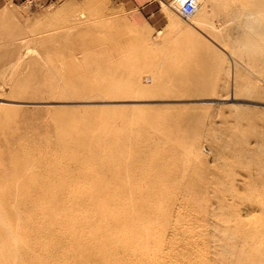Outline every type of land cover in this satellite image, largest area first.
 Returning <instances> with one entry per match:
<instances>
[{
    "label": "rangeland",
    "instance_id": "374dc122",
    "mask_svg": "<svg viewBox=\"0 0 264 264\" xmlns=\"http://www.w3.org/2000/svg\"><path fill=\"white\" fill-rule=\"evenodd\" d=\"M252 1H209L193 23L176 13L171 6L176 0L140 5L0 0V259L5 264L1 253L22 247L31 258L22 263L12 257V264H73L69 251L64 260L48 261L47 251L32 245L36 232H21L27 218L21 211L38 206V200L47 205L52 196L62 204L60 212L94 218L91 209L77 213L64 205L91 182L71 170L94 167L93 147L60 150L66 137L102 144L121 140L130 159L140 153V142L163 138L162 146L147 149L143 157L150 160L146 163L164 160L162 172L169 176L157 181L176 183L153 202L149 223L130 228L154 238L146 250L137 247L146 253L138 254L141 264H200L204 253L198 249L213 253L211 242L199 241L204 229L225 217L264 219V206L252 200L264 195V24L253 36L252 54L239 35H220L227 6L247 8ZM65 166L67 174H59ZM146 166L151 168H140ZM155 177L113 178L109 195L118 186L113 182L143 189ZM99 229L91 228L90 236ZM103 229L120 232L110 224ZM72 230L56 228L60 235ZM159 237L162 251L156 249ZM106 247L110 259L95 252L93 260L133 264L122 245ZM214 264L222 261L216 258Z\"/></svg>",
    "mask_w": 264,
    "mask_h": 264
},
{
    "label": "bare ground",
    "instance_id": "6f19581e",
    "mask_svg": "<svg viewBox=\"0 0 264 264\" xmlns=\"http://www.w3.org/2000/svg\"><path fill=\"white\" fill-rule=\"evenodd\" d=\"M209 1L212 2L213 0H198L195 12L187 19H192L193 23H197L198 20L195 16L200 11L209 7ZM250 3L247 8H244V6L240 7V5L235 3L227 6L228 14H226V18H223L221 23L224 27H222L220 35L223 36L224 34L229 37L231 31L232 34L237 35L236 37L240 36L244 38L246 40L245 51L250 50L252 54L253 36L259 33L260 28L264 24V0H255ZM171 6L174 8L176 4ZM227 24L231 25L226 26ZM189 72H191V69ZM185 81L187 82V80ZM164 143L163 138L142 141L139 143L142 149L138 147L140 153L136 152L137 154L130 159L124 155L125 150L121 149L124 142L118 139L102 144L101 139L88 140L85 137L63 138L58 143L60 150L73 151L77 148L87 149L93 147L89 151V158L92 164H94L92 170L78 166H76L75 170H71V173L75 172L83 177L87 176V179L91 180L89 188L85 189L83 187L80 194L74 200L64 205H72V209L78 210L77 213L82 209H91L94 218L91 217L83 220L69 216L68 213L70 211L60 212L62 204L59 203L56 196H52L48 199L47 205L43 204V200H38V206L32 205L21 211L27 217L26 221L21 225V232L26 233L32 229L36 232V241H32V245L37 244L35 246H39L41 250L47 251L48 261L51 259L58 260V258L64 260L65 252L69 251L71 256L74 254L72 259L73 264L95 263L99 261L98 259L93 260L94 256L98 253L102 254L98 257L110 259L111 256L107 250L110 247L106 246L118 243L123 246V250L128 253L129 257H133V264H141L142 262L139 263L137 259L138 254L146 255V253L137 247H140L139 244H141L146 250L149 241L154 240V238L149 232H137V230H131L130 228H135L137 224L149 223L154 209L153 202L158 195H166L167 190L176 183L165 182L163 179L157 181L159 177L169 176L163 174L165 172H162L164 171L162 163L164 160H152V163H146L150 160L143 157L147 149L162 146ZM105 148L106 150L109 149L108 153L103 152ZM114 152L116 153L114 154ZM73 153L72 156L75 155L77 161L83 159L82 154L75 151ZM148 164L151 168L147 166L146 168H140L142 165ZM61 169L64 172H60L59 174H67L69 171V169L66 170V166ZM104 169L107 172H104ZM57 171L58 169L55 168L54 172ZM135 177H155L156 179H150L147 187L143 189L133 185L122 184L121 181H117L118 183L113 182V184H117L118 186L111 190L110 195L112 196L109 195L110 189H108V185L110 181L122 180L124 178L134 179ZM113 178L116 180H113ZM162 182H165L163 183V187H161ZM53 191L54 193L57 192V190ZM108 196L110 197L108 198ZM163 198L165 196H162ZM252 200L255 204L261 207L264 206L263 194L253 196ZM112 208H116V210L112 211ZM108 214L112 216H108ZM7 216L8 218L6 219L10 220L11 213L8 212ZM109 224L115 227L120 226V232L112 234L109 230L103 229ZM216 224L218 225L214 224L210 230L204 229L203 237L199 239L202 245H208L211 242L213 248L212 256H206L205 252L198 249L199 255L204 253L200 264H207L209 260L211 264H214V259L216 258L222 261V264H264V219L244 220L237 218L235 222H231L228 217H225L216 221ZM71 227L75 230L61 233V235L56 232V228L70 229ZM91 228L101 229L97 230V235L90 236ZM199 236H201L200 232ZM155 239L156 241L160 240V237ZM47 241H49L50 245L42 248ZM157 242L158 247L156 249L160 247L162 251L164 245L160 241ZM15 249H13L11 255L1 253V258L6 261L5 258L7 257L6 262L8 264H12V257L22 263L26 259L31 258V256L26 257L29 252L25 247L19 248L20 251L14 252ZM68 258L69 256L67 260ZM105 259H102L103 263L108 264ZM0 264L5 263L0 259ZM96 264H99V262Z\"/></svg>",
    "mask_w": 264,
    "mask_h": 264
},
{
    "label": "built area",
    "instance_id": "2783aa9c",
    "mask_svg": "<svg viewBox=\"0 0 264 264\" xmlns=\"http://www.w3.org/2000/svg\"><path fill=\"white\" fill-rule=\"evenodd\" d=\"M198 0H176V13L184 19H187L195 12Z\"/></svg>",
    "mask_w": 264,
    "mask_h": 264
},
{
    "label": "crops",
    "instance_id": "0c3cea01",
    "mask_svg": "<svg viewBox=\"0 0 264 264\" xmlns=\"http://www.w3.org/2000/svg\"><path fill=\"white\" fill-rule=\"evenodd\" d=\"M123 1L131 5H135V4L140 5L142 3L144 4L145 2H147V0H123Z\"/></svg>",
    "mask_w": 264,
    "mask_h": 264
}]
</instances>
